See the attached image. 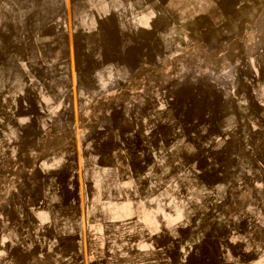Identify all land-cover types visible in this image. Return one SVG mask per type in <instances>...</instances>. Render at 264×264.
I'll return each instance as SVG.
<instances>
[{
	"label": "rangeland",
	"instance_id": "obj_1",
	"mask_svg": "<svg viewBox=\"0 0 264 264\" xmlns=\"http://www.w3.org/2000/svg\"><path fill=\"white\" fill-rule=\"evenodd\" d=\"M134 4L144 10L137 20L154 22L153 34H140L153 53L135 49L119 62L135 67L126 120L106 125L120 133L110 146L119 151L98 162L105 174L117 166L110 176L125 183V210L119 219L111 204V221L99 220L108 205L87 203L84 183L94 177L82 173L78 264H264V0H0V150L72 145V130L52 136L58 131L43 125L49 137L40 140L22 118L5 123L11 98L25 83L50 79L80 24L95 25L92 37L119 52L108 6ZM110 53L106 63L121 58ZM9 175L0 169V213L15 218L6 202L23 196L14 189L22 174Z\"/></svg>",
	"mask_w": 264,
	"mask_h": 264
},
{
	"label": "crops",
	"instance_id": "obj_2",
	"mask_svg": "<svg viewBox=\"0 0 264 264\" xmlns=\"http://www.w3.org/2000/svg\"><path fill=\"white\" fill-rule=\"evenodd\" d=\"M107 11L117 21L121 36L119 52L116 47L110 48L108 42L99 39V35L92 37L99 32L95 25L80 24L79 37L68 38V59L60 61L59 68L49 72L50 79L25 83L22 94L11 98L15 102H12L11 115H7L5 123L18 124L17 119L22 118L23 125L37 127L39 137L43 135L36 138L40 140L49 137L47 133L50 129L58 131L52 136L68 130L74 134L72 145L63 148L26 150L16 155L14 143L6 150H0V169L8 175L13 174V177L14 174H22L21 180L17 177L20 183L14 189L18 193L23 190L18 204L6 202L8 208L16 212L15 218L10 213H0V264H13L12 253L25 256L27 261L24 264H78L79 238L84 236L80 223L83 219L80 209L85 204L82 197L83 172H90L89 178L92 173L95 179L84 183L92 194L87 203L108 205L101 208L103 217L99 216V220L111 221V216H105L110 214L112 205L118 206L119 219L122 210H125V183L110 176L111 168L117 169V166L109 167L108 174H105L107 171H102L98 162L101 158L115 155L118 149H110V146L120 144V133L113 127L108 129L106 125L116 124L121 114L126 120L128 69L135 67L119 62L121 59L124 62L131 60L128 53L135 52V49L140 55L147 51L153 53L152 39L147 40L140 34H153L155 27L153 20H137L144 11L140 4L123 9L108 6ZM98 25L101 29V23ZM110 52L118 53L121 58L106 63ZM28 75L25 71L24 80ZM92 152L94 154L90 155ZM24 156L32 158V163L24 164L20 160ZM69 192L72 196L67 198ZM96 196L98 199H95ZM92 219L96 220V217ZM104 236L109 237L110 232ZM66 239H75L76 245L65 244L68 243Z\"/></svg>",
	"mask_w": 264,
	"mask_h": 264
}]
</instances>
